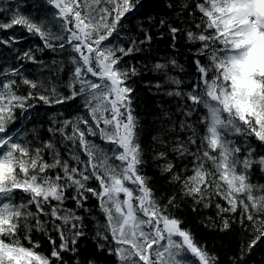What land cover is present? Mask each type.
<instances>
[{
    "label": "snow or ice",
    "instance_id": "1",
    "mask_svg": "<svg viewBox=\"0 0 264 264\" xmlns=\"http://www.w3.org/2000/svg\"><path fill=\"white\" fill-rule=\"evenodd\" d=\"M25 3L17 0L14 11L0 8L11 12L10 22L0 20V29L22 26L43 42L36 51L67 52L72 68L63 85L67 95L52 79L59 80L64 62L45 65L31 48L17 58L47 68L46 80L29 79L20 68L0 71V264H68L65 253L72 254L73 264H97L95 258L79 259L87 216L96 221L97 250H106L116 264H220L173 213L180 207L177 194L164 202L143 174L146 149L131 80L139 72L123 65L124 57L152 37L141 27L145 40L128 37L127 48L116 41L125 38L121 29L129 15H144L151 6L145 0H39L25 14ZM167 7L183 26L167 20L160 25H167L172 48L178 33L198 45L193 52L198 75L187 88L167 72L164 84L154 85L156 93L174 98L176 108L159 114L161 128L152 141L162 150L151 158L164 161L162 173L179 185L180 199L193 201V211L216 200L221 231L238 223L242 234H251L247 246L241 243L238 256L230 258L241 264L264 244V184L251 181L257 169L264 174V0H178ZM169 63L183 71L175 58ZM167 67L156 63L154 70ZM33 99L48 106L79 99L84 112L51 116L45 139L38 128L16 126L36 107ZM91 197L102 222L85 206ZM69 200L73 208L66 207ZM235 213L238 220L227 218ZM34 233L47 237L50 251H38Z\"/></svg>",
    "mask_w": 264,
    "mask_h": 264
},
{
    "label": "trees",
    "instance_id": "2",
    "mask_svg": "<svg viewBox=\"0 0 264 264\" xmlns=\"http://www.w3.org/2000/svg\"><path fill=\"white\" fill-rule=\"evenodd\" d=\"M17 0H0V8H11L15 10ZM38 3L39 0H26L25 5L21 11L25 14L32 12L33 3ZM178 4V0H145L146 5H150V9L144 15H129L125 21V27L121 29V36L125 37L122 40H117L116 43H122L125 48L130 44L128 37L145 40V33L140 30L143 27L147 30L148 34L152 37L150 42H145L140 45L141 50L133 52L127 57H124V65L126 67L135 66L139 75L131 78L135 83L132 87L135 89L134 93V108L136 115L141 121L142 127V144L146 149L145 160L143 165V174L149 178L150 187L154 190L156 196L164 197L166 202L167 196L173 193L177 194V202L180 204L178 209H173V213L180 217L185 223L184 226L189 228L194 234L196 240L201 244L206 245L209 253H215L219 257L220 264H232L231 257L235 254L238 256L240 252L241 243L247 246L252 236L250 233L242 234L239 224H233L232 228L226 231H221L222 218L217 215L215 207L216 200L213 201L210 208H204L202 205L196 206L197 210L193 211V201L190 198L180 199L179 185L170 182V174L162 173L161 165L164 161L153 160L151 157L154 151L162 150L159 145L153 146L152 136L160 131L161 125L158 119L162 109H168L175 113L176 104L174 98L166 97L161 93H156L154 85L156 83L164 84L165 72L168 75L176 76L185 81L182 88H187L191 83H194L197 77L196 66L194 64L195 57L193 52L198 45H193L186 42V38L177 34L176 47L172 48V36L169 33L167 25L161 26L160 20H167L168 23L175 26L182 27L181 21L176 19L175 10L170 9L167 5ZM152 16L153 20L148 21L147 17ZM185 19L187 16L185 14ZM11 12H0V20L10 22ZM0 71L8 68H20L22 74L29 79H47L50 72L47 68L42 70L38 63H33L28 60H21L17 57L22 55L23 52L28 51L30 48L33 50L34 55L38 61H43L45 65H50L52 60L64 62V71L59 74V80L53 76L52 79L61 85L59 91L65 95L69 94L66 84L69 78V72L72 66L68 63V53H52L50 50L45 49L43 52L36 51L37 47H43V42L39 37L31 36L20 25H15L11 29H0ZM189 49L192 51L190 52ZM175 58L177 62L183 65V71L179 68L173 67L169 61ZM156 63L167 64L165 70L156 71L154 65ZM19 80V77H15ZM151 86V87H150ZM169 85H165L167 90ZM20 93L27 94V86H21ZM35 104L34 109L29 110V116L22 118L16 125L17 127H24L26 129L38 128L45 139L48 137L47 129L51 123L50 117L56 113L62 112L63 116H58V119L71 118L76 114H83L84 109L80 105L79 99L64 105H44L42 102L33 99L30 101ZM20 109H16V115L19 116ZM179 119V115L176 116ZM31 134H29V139ZM59 139V137H57ZM253 143H257L255 139ZM154 149V150H153ZM65 158L67 155L65 154ZM87 159V157H84ZM169 159H172V154L169 153ZM75 162H73L74 164ZM252 183L264 184V174H261L257 169L252 177ZM90 195V194H89ZM224 204V201H218ZM74 202L71 200L66 202V207L73 208ZM88 208H93V214L97 220L103 221V214L98 209V202L94 197L85 205ZM226 206V205H225ZM80 215H85L82 210L79 211ZM235 216L238 220L239 213L227 214V218L231 220ZM211 217V219H209ZM85 223L87 225L85 231L87 235L79 240V259L85 261L86 259H96L97 264H116V258L109 256L107 251H98L96 241L93 239L95 236V223L92 216H87ZM54 238L59 243V237L53 233ZM34 240H39L41 247L39 252L50 251L51 245L47 237L41 233L33 234ZM27 245V241H23ZM65 260L68 264H73V257L71 253L64 254ZM241 264H264V244L255 247L251 253L243 257Z\"/></svg>",
    "mask_w": 264,
    "mask_h": 264
}]
</instances>
